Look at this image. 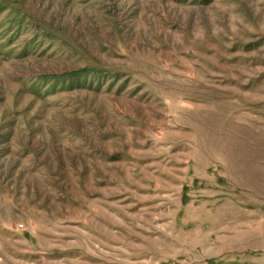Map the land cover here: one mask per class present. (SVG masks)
<instances>
[{"label":"rangeland","instance_id":"rangeland-1","mask_svg":"<svg viewBox=\"0 0 264 264\" xmlns=\"http://www.w3.org/2000/svg\"><path fill=\"white\" fill-rule=\"evenodd\" d=\"M0 264H264V0H0Z\"/></svg>","mask_w":264,"mask_h":264}]
</instances>
